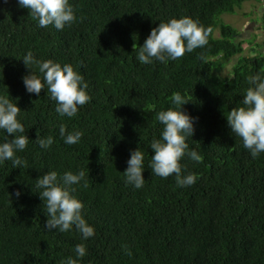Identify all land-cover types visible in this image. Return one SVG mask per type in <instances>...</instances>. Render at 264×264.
Here are the masks:
<instances>
[{"label": "trees", "instance_id": "1", "mask_svg": "<svg viewBox=\"0 0 264 264\" xmlns=\"http://www.w3.org/2000/svg\"><path fill=\"white\" fill-rule=\"evenodd\" d=\"M260 1L70 0L76 20L57 30L37 27L16 0H0V95L17 103L29 137L16 153L27 167L0 165V264H60L75 258L77 244L87 248L79 264H264V153L253 158L226 118L241 106L247 78L264 74V54L247 56V40L221 19ZM180 17L211 27L208 44L167 64L139 63L134 45L143 46L160 22ZM28 51L83 75L91 101L76 116L61 118L46 89L38 96L26 91L22 78L31 70L20 59ZM233 59L230 75L222 76ZM175 92L189 101L183 111L195 118V133L187 142L202 156L181 161L184 174L197 177L188 187L148 168L150 142L163 128L156 114L173 107ZM61 123L83 133L77 144L60 137ZM38 136L54 143L41 149ZM5 138L0 131V142ZM138 147L145 155L140 189L123 179ZM81 169L86 180L74 195L95 229L88 240L75 228L47 231L35 188L48 171Z\"/></svg>", "mask_w": 264, "mask_h": 264}, {"label": "clouds", "instance_id": "2", "mask_svg": "<svg viewBox=\"0 0 264 264\" xmlns=\"http://www.w3.org/2000/svg\"><path fill=\"white\" fill-rule=\"evenodd\" d=\"M22 9H28L29 15L37 21V27H54L63 30L71 26L75 20V11L70 0H16ZM212 33L211 27L204 28L191 17L172 18L160 22L154 27L143 46L134 45L135 59L148 65L154 62L167 64L178 60L186 53L203 48L208 44ZM30 73L25 75L23 83L30 94L39 95L43 89L50 93L56 102L55 111L61 118H72L79 109L91 101L88 94V83L83 75L71 64L61 65L51 60H40L32 51H28L22 59ZM38 69L39 75L36 70ZM249 87L240 101L227 114V122L232 133L243 143L253 158L264 153V74L257 73L248 78ZM189 101L179 92L173 93L171 104L167 110L156 114L157 121L163 125L160 138H153L149 147L153 155L148 163L152 175L162 178L175 177L177 187H188L196 183L195 174H184L181 161L187 157L191 161L201 162L202 156L190 149L188 139L195 133V118L183 111ZM21 109L13 103L9 95H0V131L6 133L4 142H0V165L11 161L13 168L27 167V161L16 155L27 149L29 137L20 117ZM59 135L68 145L77 144L83 133L68 131L66 125H59ZM11 137V139H8ZM41 149L47 150L54 143L52 136H38L36 140ZM145 155L141 148L131 152L127 168L123 172L126 185L140 189L145 184ZM86 180L83 169L76 173L66 171L58 176L56 171H48L36 179V193L43 201V210L48 217L45 229L49 232H70L73 228L81 234L83 240L95 235V229L84 216V204L75 195L76 187ZM20 196V193H16ZM75 258L68 256L60 264H79L87 255L84 244L74 247ZM130 255L131 252L128 251Z\"/></svg>", "mask_w": 264, "mask_h": 264}, {"label": "rangeland", "instance_id": "3", "mask_svg": "<svg viewBox=\"0 0 264 264\" xmlns=\"http://www.w3.org/2000/svg\"><path fill=\"white\" fill-rule=\"evenodd\" d=\"M221 19L224 23L236 27L241 33L242 39L247 40L245 44L247 56L264 54V0L246 2L237 14L224 15ZM218 35L219 33H217ZM234 59L229 66H224V69L220 72L222 76L230 75L232 66L237 61Z\"/></svg>", "mask_w": 264, "mask_h": 264}]
</instances>
